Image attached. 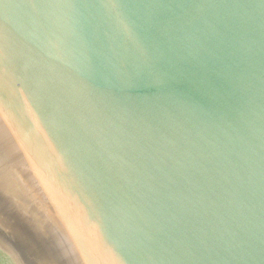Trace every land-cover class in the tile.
Returning <instances> with one entry per match:
<instances>
[{"label": "water", "instance_id": "water-1", "mask_svg": "<svg viewBox=\"0 0 264 264\" xmlns=\"http://www.w3.org/2000/svg\"><path fill=\"white\" fill-rule=\"evenodd\" d=\"M0 264H264V0H0Z\"/></svg>", "mask_w": 264, "mask_h": 264}]
</instances>
